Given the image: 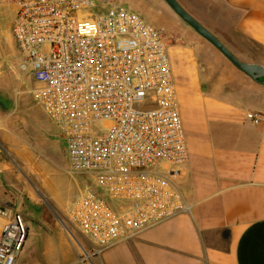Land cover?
Here are the masks:
<instances>
[{
	"label": "built area",
	"instance_id": "2783aa9c",
	"mask_svg": "<svg viewBox=\"0 0 264 264\" xmlns=\"http://www.w3.org/2000/svg\"><path fill=\"white\" fill-rule=\"evenodd\" d=\"M12 35L20 69L65 140L70 173L92 181L68 222L94 254L190 211L178 186L186 135L159 30L114 0H20ZM0 217V264H16L28 226L2 207Z\"/></svg>",
	"mask_w": 264,
	"mask_h": 264
},
{
	"label": "crops",
	"instance_id": "0c3cea01",
	"mask_svg": "<svg viewBox=\"0 0 264 264\" xmlns=\"http://www.w3.org/2000/svg\"><path fill=\"white\" fill-rule=\"evenodd\" d=\"M178 1L194 13L202 7L201 14L216 6L227 23L219 29H232L264 52V0ZM196 34L186 31V42L176 34L180 40L168 50L189 154L179 168L178 186L190 211L99 254L93 247L85 251L60 216L48 213L33 222L16 208L17 191L37 205L16 160L31 174L35 169L13 111L0 101V207L26 221L23 264H264V86L237 69L218 78L199 70L196 50L187 46L201 40ZM4 58L0 42V66ZM30 78L33 87L26 91L33 92L38 84Z\"/></svg>",
	"mask_w": 264,
	"mask_h": 264
},
{
	"label": "rangeland",
	"instance_id": "374dc122",
	"mask_svg": "<svg viewBox=\"0 0 264 264\" xmlns=\"http://www.w3.org/2000/svg\"><path fill=\"white\" fill-rule=\"evenodd\" d=\"M19 1L0 0V42L5 56L4 62L0 66V101L13 111L17 120L18 136L25 141L23 146L32 157L35 169L33 174L24 169L18 159L16 160V169L18 174L22 175L27 187L36 193L37 205L30 202L31 200L29 201L26 195L22 196L17 191L16 208L33 222H38L41 219L40 216L48 213L60 216L84 250L90 251L92 245L89 239L69 224L68 209L71 202L86 187L92 186V181L86 175L70 173L71 167L66 153L65 140L55 123L36 100L33 92L26 91L30 90L33 85L30 74H24L19 69V51L11 34ZM114 1L138 13L159 30L165 36L168 50L173 46V41L180 40V38H175L176 34L183 38L182 41H185L184 33L186 31L193 32L163 0ZM184 6L207 29L226 42L227 46L236 52L239 58L264 59L262 48L234 34L232 29H219L221 26H227V23L224 22L222 15L218 16L216 6L211 7V13L205 14L200 12L202 7H198V12L194 13L189 7ZM197 37L201 40L198 42L187 41V46L195 48L199 70L203 73H213L215 78H218L222 73L228 74L230 70H236L209 42L199 35ZM26 255L27 251L25 250L21 257L19 255L20 258L18 257L16 264H23Z\"/></svg>",
	"mask_w": 264,
	"mask_h": 264
},
{
	"label": "water",
	"instance_id": "95a60500",
	"mask_svg": "<svg viewBox=\"0 0 264 264\" xmlns=\"http://www.w3.org/2000/svg\"><path fill=\"white\" fill-rule=\"evenodd\" d=\"M172 11L200 37L209 42L238 71L252 81L264 86V64L241 60L219 37L207 29L198 19L189 13L178 0H163Z\"/></svg>",
	"mask_w": 264,
	"mask_h": 264
},
{
	"label": "trees",
	"instance_id": "16d2710c",
	"mask_svg": "<svg viewBox=\"0 0 264 264\" xmlns=\"http://www.w3.org/2000/svg\"><path fill=\"white\" fill-rule=\"evenodd\" d=\"M103 195V194H102ZM104 196V195H103Z\"/></svg>",
	"mask_w": 264,
	"mask_h": 264
}]
</instances>
